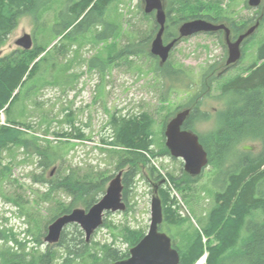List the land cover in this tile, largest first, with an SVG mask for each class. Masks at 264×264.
Instances as JSON below:
<instances>
[{
	"label": "rangeland",
	"instance_id": "obj_1",
	"mask_svg": "<svg viewBox=\"0 0 264 264\" xmlns=\"http://www.w3.org/2000/svg\"><path fill=\"white\" fill-rule=\"evenodd\" d=\"M203 1L212 5L213 8L208 11L210 14L217 16L215 13L219 11L217 22L229 25L234 39L264 15V0L257 8L250 7L249 0ZM64 2L66 0H55L38 18L31 14L20 17L16 28L0 46V59L24 50L16 41L29 33L34 39L33 46L36 43L45 45L50 51L49 57L54 59L43 63L40 73L28 80L19 100L12 105L9 117L4 111L0 113V123H6L7 118H15L30 125L25 137H34L40 147H47L50 154L57 155L45 172L47 179L55 181L72 171L82 180L102 181L108 178L99 193L101 198L119 169L125 172L130 167H117L119 156L110 146L102 144L101 139L112 132L109 124L112 116L114 113L129 116L149 114L152 119L151 139L154 141L150 149L156 155L148 153L149 162L140 165L139 174L130 187L127 209L108 212L104 224L94 232L89 244L93 252L101 251L104 245H114L121 250L133 247L124 239V226L148 231L153 184H159L164 179L162 186L170 188L172 195L180 201L181 214L189 219L180 226L163 223V231L173 236L181 246L186 229L191 224V227L199 229L202 227L199 220L208 218L215 205L214 193L222 190V184L216 181L219 168L210 164L200 180L192 184V190L171 187L168 173L183 184L184 176L181 175L185 170L183 160L171 156L166 146L167 123L177 112L192 106L198 99L200 111L209 112L211 117L195 121V129L206 136L218 127L219 113L228 104V97H220V87L238 75H247L253 63L258 62V48L264 41V21L242 45L243 55L239 63L227 70L229 54L224 33H201L185 38L172 50L168 60L171 70H181L183 75L181 79L171 80L158 75L160 59L150 52L159 26L155 13L145 12L144 0L114 1L105 15L112 29L107 31V27L97 26L88 33L79 34L76 40L62 38L63 35H58L55 30L57 14ZM165 4L167 11L171 0H165ZM180 13H173L172 19ZM172 19L168 20L169 31L174 34L179 33L183 22L193 20L187 16L184 21L172 26ZM232 23L242 31L235 32ZM104 30L112 36L99 38L97 35ZM209 78H214V81L212 88L206 91L204 81L208 82ZM72 118L84 137L59 140L55 132L76 133L71 124ZM243 145L253 146V152L262 149V142L257 139L239 147ZM22 146L10 144L9 148L0 149V171L4 174L0 177V264H10L9 259L16 260L22 255L31 259L33 255L39 256L48 251L55 252L50 264H64L67 255L64 243L49 244L45 241L48 226L62 215V209L70 203H73L72 210L89 208L79 198L73 201L74 197L62 188L54 187L50 193L51 183L36 181L35 176L43 173L40 165L45 158L40 154V148L37 151L28 145L27 150ZM152 164L163 175L160 181L151 176L148 166ZM261 190L264 193V183ZM250 217L263 221L264 207L253 210L247 219ZM76 225L67 226L68 238L78 232ZM78 226L83 232L81 239L86 240L84 230ZM243 229L245 237L247 232ZM204 241L207 242L208 238L204 237ZM211 241L212 244L217 242L214 237ZM4 255L9 257L8 261ZM202 260L204 258L199 261Z\"/></svg>",
	"mask_w": 264,
	"mask_h": 264
},
{
	"label": "trees",
	"instance_id": "obj_2",
	"mask_svg": "<svg viewBox=\"0 0 264 264\" xmlns=\"http://www.w3.org/2000/svg\"><path fill=\"white\" fill-rule=\"evenodd\" d=\"M54 1L0 0V46L16 28L20 17L31 14L38 18L40 13ZM114 1L116 0H66L57 14L55 23L57 34L63 35L62 38L76 40L79 34L88 33L97 26H103L104 29L107 27V31L111 30V23L105 19V15ZM212 8V5L206 4L203 0H171V6L167 10L165 41L178 35L169 31L168 20L171 21L173 13L181 12L176 19H172V26L181 23L187 16L217 22L220 17L219 11H216L217 16H214L208 12ZM263 21L264 15L260 24ZM232 27L235 32L242 31L240 27L235 26V23H232ZM97 36L102 39L112 35L104 30ZM49 52L45 45L36 43L30 50L17 51L0 59V113L4 111L9 117L12 105L19 100L22 88L28 80L40 73L43 63L54 60L49 57ZM130 52L136 53V51ZM123 53L124 51L121 52ZM257 60L258 62H254L251 66L250 73L238 75L221 85L220 97H228V104L219 113L218 127L206 136L200 134L201 142L209 153L210 164L219 168L216 181L222 184V190L215 191V205L206 220L203 219L204 217L199 220L202 224L201 228H193L191 224L185 231L186 235L181 246L171 236L174 246L181 255L179 264H196L205 251L208 252L206 264H264V220L256 221L251 217L247 219L253 210L264 207V193L261 190L264 183V41L258 48ZM157 72L158 75L171 80L181 79L183 75L181 70H171L168 62L164 65L160 64ZM213 81L214 78H209L208 82L204 81L206 91L212 88ZM199 101L195 100V108L191 109L185 128L195 129L196 119L211 117L209 112L200 111ZM73 121L72 118L71 124L76 133L55 132L59 140L84 137ZM109 124L112 132L105 135L101 141L119 156L120 162L117 167L130 166L123 176V196L129 206L128 194L135 176L139 174L140 165L149 162L148 153L156 155L154 150L150 149L154 144L151 139L152 119L147 113L132 114V116L114 113ZM30 127L15 118H7L6 123H0V149L9 148L10 144L23 145L27 150L28 145H32L37 151L40 148V154L44 156L45 161L40 165L43 173L35 176L36 181L51 183L50 193L54 187L62 188L74 197L73 201L79 198L87 208L94 205L100 199L99 193L102 192L104 180L108 178L102 181L82 180L72 171L55 181L47 179L45 172L57 155L50 154L47 147H40L34 137H25L28 136L27 129ZM255 139L262 142L260 151L253 152L239 147L240 144ZM148 169L155 180H161L163 175L153 164L148 166ZM168 175L172 181L171 187L178 190H192V184L201 178V176L192 177L183 171L181 176H184V183L181 184L174 175L170 173ZM2 176L4 174L0 171V177ZM159 192L163 204L164 222L177 226L189 222V219L181 214L180 201L172 195L170 188L161 185ZM72 205L73 203H70L68 207L63 208L60 214L72 211ZM243 228L247 232L245 237H243ZM65 230L59 242V245L64 243L67 250L64 264H113L130 255L129 248L121 250L114 245H104L101 251L93 252L89 242L81 239L83 232L78 225H76L78 232L72 237L68 238ZM124 230V239L130 247L136 245L146 233L143 229H132L131 226H124ZM204 237L208 238L207 242L204 241ZM212 237L217 241L215 244H212ZM54 256L55 252L52 251L39 256L33 255L31 259L22 255L13 260L4 255L6 261L10 260L8 261L10 264H50Z\"/></svg>",
	"mask_w": 264,
	"mask_h": 264
},
{
	"label": "water",
	"instance_id": "obj_3",
	"mask_svg": "<svg viewBox=\"0 0 264 264\" xmlns=\"http://www.w3.org/2000/svg\"><path fill=\"white\" fill-rule=\"evenodd\" d=\"M263 0H249V6L257 8ZM146 13H155L159 30L151 44V53L159 57L160 64L164 65L170 57L171 51L182 39L195 36L199 33L216 32L225 30V40L229 49L227 65L237 64L242 58V43L252 36L260 25L258 20L249 27L237 39L232 40L231 30L224 23H214L204 18H196L183 22L179 27V36L169 43L164 42L166 30L167 12L165 0H144ZM16 44L24 50L33 48L34 39L31 34L25 33ZM191 109H184L176 113L167 123L165 136L166 146L170 154L180 158L184 162V170L193 177L199 176L209 165V153L200 141L199 135L193 130L183 129L184 123L190 116ZM244 150H253L254 147L244 145ZM124 170H120L113 176L105 194L88 210L75 208L71 212L58 216L49 226L45 241L49 244H57L61 240L63 231L70 224H78L84 230L87 241H90L94 232L104 224L108 212L125 211L127 203L123 197ZM159 184H154L151 200V222L149 229L143 238L129 250V257L116 261L113 264H179L181 255L174 247L171 236L160 230L164 222L162 199L159 195Z\"/></svg>",
	"mask_w": 264,
	"mask_h": 264
},
{
	"label": "flooded vegetation",
	"instance_id": "obj_4",
	"mask_svg": "<svg viewBox=\"0 0 264 264\" xmlns=\"http://www.w3.org/2000/svg\"><path fill=\"white\" fill-rule=\"evenodd\" d=\"M215 23H220V22H215ZM229 26V25H228ZM230 27V26H229ZM230 30H231V38L233 39V40H235L234 38H233V36H232V28L230 27ZM208 33H210V34H214V33H219V34H223L224 33V36H225V30H219V31H216V32H208ZM199 34H201V33H199ZM179 36V33H178V35L177 36H173L172 37V39L171 40H169V41H166L165 42V44H167V43H169L170 41H172L173 39H175V38H177ZM185 39V38H184ZM183 39V40H184ZM243 44V43H242ZM228 47V46H227ZM228 54H229V49H228ZM228 68H230L228 65H226V67H225V69L227 70ZM221 74V73H220ZM188 108H190V109H193V108H195V104H193L192 106H190V107H188ZM188 119V118H187ZM199 119H201V118H198V119H196V121L197 120H199ZM185 123H186V121H185ZM185 123H184V125H185ZM183 129H188V128H185V126H183ZM188 130H193V131H195L199 136H201L200 135V133L196 130V129H188ZM200 141H201V137H200Z\"/></svg>",
	"mask_w": 264,
	"mask_h": 264
},
{
	"label": "bare ground",
	"instance_id": "obj_5",
	"mask_svg": "<svg viewBox=\"0 0 264 264\" xmlns=\"http://www.w3.org/2000/svg\"><path fill=\"white\" fill-rule=\"evenodd\" d=\"M244 42V41H243ZM64 232V231H63ZM63 235V234H62ZM60 242V241H59Z\"/></svg>",
	"mask_w": 264,
	"mask_h": 264
}]
</instances>
